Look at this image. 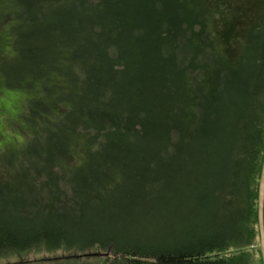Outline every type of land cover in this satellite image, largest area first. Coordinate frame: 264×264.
Returning a JSON list of instances; mask_svg holds the SVG:
<instances>
[{
	"label": "trees",
	"instance_id": "trees-1",
	"mask_svg": "<svg viewBox=\"0 0 264 264\" xmlns=\"http://www.w3.org/2000/svg\"><path fill=\"white\" fill-rule=\"evenodd\" d=\"M6 91L0 262L264 264V0H0Z\"/></svg>",
	"mask_w": 264,
	"mask_h": 264
},
{
	"label": "rangeland",
	"instance_id": "rangeland-1",
	"mask_svg": "<svg viewBox=\"0 0 264 264\" xmlns=\"http://www.w3.org/2000/svg\"><path fill=\"white\" fill-rule=\"evenodd\" d=\"M21 59L20 56L13 55L10 57L7 62L10 64V67L16 70H22L18 69L22 63H20ZM13 70V71H16ZM23 96L18 93H14L12 91H6L3 92L2 95H0V144L4 146L5 144H9L14 141L22 142L24 139L23 137L16 131L13 130V128L16 130L18 129L17 126H15L14 122L9 123L10 121L14 120L15 113L19 111V100L22 101ZM14 124V125H13ZM13 126V128H12ZM6 146V145H5ZM4 148V147H3ZM198 227H200L197 224ZM113 227L106 225V229H112ZM201 228V227H200ZM203 231L207 232V228L203 229ZM60 255V254H57ZM48 256L45 255H38V256H31V259L36 260L40 258H45ZM17 260H9L5 262H0V264H12L13 262H16ZM34 264H68L67 262H52V263H34ZM255 264H261L259 259L255 262Z\"/></svg>",
	"mask_w": 264,
	"mask_h": 264
},
{
	"label": "water",
	"instance_id": "water-1",
	"mask_svg": "<svg viewBox=\"0 0 264 264\" xmlns=\"http://www.w3.org/2000/svg\"><path fill=\"white\" fill-rule=\"evenodd\" d=\"M259 227H260V237H261V254L264 262V167L263 174L260 181L259 187ZM98 254H87L83 256H75V259L78 258H92L98 257Z\"/></svg>",
	"mask_w": 264,
	"mask_h": 264
}]
</instances>
